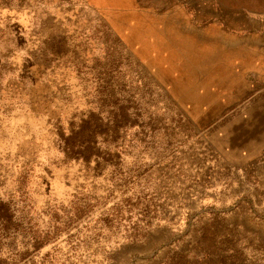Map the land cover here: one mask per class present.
Masks as SVG:
<instances>
[{"label": "rangeland", "instance_id": "obj_1", "mask_svg": "<svg viewBox=\"0 0 264 264\" xmlns=\"http://www.w3.org/2000/svg\"><path fill=\"white\" fill-rule=\"evenodd\" d=\"M147 4L0 0V264H264V178L140 64Z\"/></svg>", "mask_w": 264, "mask_h": 264}, {"label": "crops", "instance_id": "obj_2", "mask_svg": "<svg viewBox=\"0 0 264 264\" xmlns=\"http://www.w3.org/2000/svg\"><path fill=\"white\" fill-rule=\"evenodd\" d=\"M152 1L130 43L140 64L229 159L263 179L264 0Z\"/></svg>", "mask_w": 264, "mask_h": 264}]
</instances>
